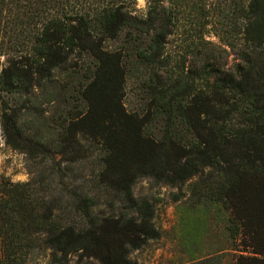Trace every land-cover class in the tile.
<instances>
[{
    "label": "trees",
    "instance_id": "obj_1",
    "mask_svg": "<svg viewBox=\"0 0 264 264\" xmlns=\"http://www.w3.org/2000/svg\"><path fill=\"white\" fill-rule=\"evenodd\" d=\"M136 6L0 0L7 143L41 164L61 157L51 183L2 185L0 264H27L45 250L55 264L80 252L98 264H131L130 252L161 238L153 205L134 196L142 178L192 183L182 214L190 243L216 221L240 253L232 264H264V0H147L144 14ZM110 42L119 44L110 50ZM129 80L144 98L141 114L125 107ZM38 89L57 102L49 118L32 105ZM27 114L54 138L28 135ZM54 183L61 196L38 197ZM104 205L113 213L99 217ZM54 210L79 220L67 226ZM188 255L191 264L202 259ZM219 256L205 262L223 264Z\"/></svg>",
    "mask_w": 264,
    "mask_h": 264
},
{
    "label": "rangeland",
    "instance_id": "obj_2",
    "mask_svg": "<svg viewBox=\"0 0 264 264\" xmlns=\"http://www.w3.org/2000/svg\"><path fill=\"white\" fill-rule=\"evenodd\" d=\"M136 11L139 14H144L147 10V0H137ZM212 40H215L212 38ZM118 42H110L108 47L110 50L115 49L118 46ZM232 63V57L230 59ZM37 99L33 98V106L37 107V112H45L47 118L53 115L57 110L56 101H48L49 98L43 89L36 91ZM124 104L126 109L131 113L143 112L144 98L139 90V84L135 80H129L125 89ZM39 113V112H38ZM49 120V119H48ZM51 123V122H50ZM22 124L24 129L27 130L28 135H34L36 133H45L41 128V120L35 119L34 115L27 114L23 117ZM52 125V124H51ZM53 126V125H52ZM54 127V126H53ZM152 131L156 133V136L162 134V128L160 125H152ZM149 131H151L149 129ZM46 136L52 139L53 134L45 133ZM9 136L5 134L0 122V189L4 183H27L31 180L41 181L46 179V183H51L50 174L52 168H58V164L61 161L60 156H54L53 159H48L46 163L41 164L44 160L41 158L33 159L28 154L23 153L21 150L14 149L7 143ZM10 139V138H9ZM55 161V163H53ZM90 161L86 160L85 173L90 178ZM65 163H61V168L64 169ZM43 171L46 172L43 176ZM79 175V171L76 172ZM60 175V174H59ZM72 176V173L68 174ZM55 182L58 183L60 177L55 175ZM67 181H69L67 179ZM84 179H81L78 183L81 184ZM53 184V189L48 193H40L38 197H47L49 200H53L54 197H59V187ZM189 182L185 185L178 187H172L168 185H157L151 178H142L138 180L133 188L134 196L137 200H148L154 208L155 217L153 223L157 230L161 233L159 240H150L140 250H135L129 253L128 260L131 264H191L188 250L194 252L197 257L202 258L199 262L194 264H207L206 259L217 258L219 256L222 259L223 264H232L236 257L240 255L239 252H235L231 242L227 235L222 231V227L216 221L211 222L210 233L204 239L198 238L197 242L190 243L183 232V211L190 205V185ZM1 198V192H0ZM179 200H176V199ZM118 205L120 203L118 202ZM101 209L105 212L104 215L100 211L99 217L110 216L112 211L106 208L104 205ZM124 213V210L117 209L115 215L119 216ZM55 216H64L66 219L64 223L69 226L74 222H78L79 218L70 210L65 212L62 210H54ZM201 231V230H200ZM201 235V232H200ZM201 240V242H200ZM188 246V250L184 247ZM82 253H73L69 256V262L67 264H98L93 258L82 257ZM27 264H55L50 250H45L41 253L32 255Z\"/></svg>",
    "mask_w": 264,
    "mask_h": 264
}]
</instances>
